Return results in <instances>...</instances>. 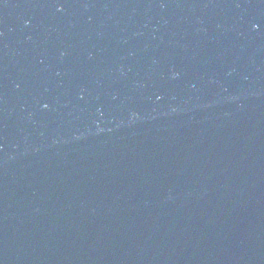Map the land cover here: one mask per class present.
Returning a JSON list of instances; mask_svg holds the SVG:
<instances>
[{
  "label": "water",
  "instance_id": "obj_1",
  "mask_svg": "<svg viewBox=\"0 0 264 264\" xmlns=\"http://www.w3.org/2000/svg\"><path fill=\"white\" fill-rule=\"evenodd\" d=\"M0 264H264V0H0Z\"/></svg>",
  "mask_w": 264,
  "mask_h": 264
}]
</instances>
